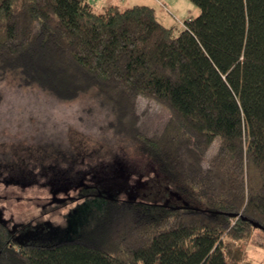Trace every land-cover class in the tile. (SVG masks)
Returning <instances> with one entry per match:
<instances>
[{
  "label": "trees",
  "instance_id": "1",
  "mask_svg": "<svg viewBox=\"0 0 264 264\" xmlns=\"http://www.w3.org/2000/svg\"><path fill=\"white\" fill-rule=\"evenodd\" d=\"M193 2L197 15L167 25L141 3L0 0V83L65 102L91 94L111 116L106 129L194 203L108 198L84 234L51 243L19 244L0 218V264H253L247 244L264 233V0ZM141 97L171 112L156 133L141 128Z\"/></svg>",
  "mask_w": 264,
  "mask_h": 264
},
{
  "label": "rangeland",
  "instance_id": "2",
  "mask_svg": "<svg viewBox=\"0 0 264 264\" xmlns=\"http://www.w3.org/2000/svg\"><path fill=\"white\" fill-rule=\"evenodd\" d=\"M124 1V8L146 2L162 12L160 0ZM162 1L167 25L200 12L193 0ZM0 92V218L19 244L84 234L104 213L108 198L194 205L147 154L106 129L111 116L91 94L65 102L37 87L20 89L12 79L0 83ZM138 110L141 128L149 133L160 131L171 115L145 97ZM219 145L217 138L210 155ZM253 236L249 257L264 264V233L255 230Z\"/></svg>",
  "mask_w": 264,
  "mask_h": 264
},
{
  "label": "crops",
  "instance_id": "3",
  "mask_svg": "<svg viewBox=\"0 0 264 264\" xmlns=\"http://www.w3.org/2000/svg\"><path fill=\"white\" fill-rule=\"evenodd\" d=\"M89 2L93 3L94 5L98 6L99 8H102L103 6L107 5V3H115V4H119L121 6L122 2H126L124 0H88ZM157 1V0H155ZM160 2L162 3V6H161V13L159 14V11H158V14H159V18L161 21H164V18L168 17V13H167V9H166V5L165 3H163L162 0H160ZM141 4H146V5H149L151 6L150 4L146 3V2H140ZM140 3H135L134 5L136 4H140ZM160 3V4H161ZM154 6V5H152ZM155 7V6H154ZM156 8V7H155ZM166 9V10H165ZM157 10V8H156ZM169 11V10H168ZM190 18L193 17V16H189ZM188 17V18H189ZM165 22V21H164ZM166 23V22H165Z\"/></svg>",
  "mask_w": 264,
  "mask_h": 264
}]
</instances>
